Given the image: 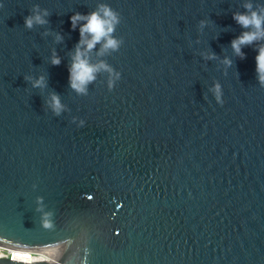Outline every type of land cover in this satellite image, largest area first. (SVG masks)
I'll return each instance as SVG.
<instances>
[{
	"label": "water",
	"instance_id": "95a60500",
	"mask_svg": "<svg viewBox=\"0 0 264 264\" xmlns=\"http://www.w3.org/2000/svg\"><path fill=\"white\" fill-rule=\"evenodd\" d=\"M0 245L264 264V0H0Z\"/></svg>",
	"mask_w": 264,
	"mask_h": 264
},
{
	"label": "built area",
	"instance_id": "2783aa9c",
	"mask_svg": "<svg viewBox=\"0 0 264 264\" xmlns=\"http://www.w3.org/2000/svg\"><path fill=\"white\" fill-rule=\"evenodd\" d=\"M3 257H7L12 260H18V261H24L30 263L36 261L54 262L56 260V253L51 250H37V249L26 250V249L9 248L0 245V258Z\"/></svg>",
	"mask_w": 264,
	"mask_h": 264
},
{
	"label": "bare ground",
	"instance_id": "6f19581e",
	"mask_svg": "<svg viewBox=\"0 0 264 264\" xmlns=\"http://www.w3.org/2000/svg\"><path fill=\"white\" fill-rule=\"evenodd\" d=\"M16 251V250H15ZM18 251H20V250H18Z\"/></svg>",
	"mask_w": 264,
	"mask_h": 264
}]
</instances>
